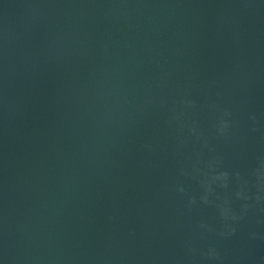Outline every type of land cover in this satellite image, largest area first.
Returning <instances> with one entry per match:
<instances>
[{
    "label": "water",
    "instance_id": "water-1",
    "mask_svg": "<svg viewBox=\"0 0 264 264\" xmlns=\"http://www.w3.org/2000/svg\"><path fill=\"white\" fill-rule=\"evenodd\" d=\"M0 264H264V0H0Z\"/></svg>",
    "mask_w": 264,
    "mask_h": 264
}]
</instances>
